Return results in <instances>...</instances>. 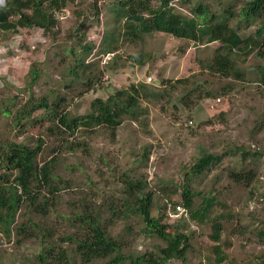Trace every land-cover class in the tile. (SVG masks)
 <instances>
[{
  "label": "rangeland",
  "instance_id": "obj_1",
  "mask_svg": "<svg viewBox=\"0 0 264 264\" xmlns=\"http://www.w3.org/2000/svg\"><path fill=\"white\" fill-rule=\"evenodd\" d=\"M114 1H69L55 12L57 26L50 31L40 27L0 31V111L3 106H12V115L0 114V137L24 144L41 138L40 162L57 157L56 174L65 180L60 184L63 188L57 194L55 208L46 217L30 213V219L39 225V229L33 227L34 236L19 239L13 231L8 237L0 229V264H32L47 240L71 248L62 239L77 231L78 224L72 219L86 202L106 210L107 229L123 240L125 253L134 257L165 246V241L146 232L140 217H117L107 211L109 203L117 207L125 195L124 174L145 179L146 189L153 193L151 213L155 217L161 204L169 200L181 204L183 183L197 193L194 205H205V199L211 197L225 204L217 210L229 219L222 222L220 239L225 260L214 259L212 245L216 241L211 237V220L199 225L189 219L185 209L183 220L168 216L165 222H179V230L188 235L186 260L173 258L166 264H264V241L257 235L264 224V85L259 79V66L264 65V27L261 35L256 33L264 22V12L244 26L238 12L249 0H203L219 17L229 8L228 25L236 29L240 24L241 36L250 35L261 42L245 60L240 55L236 58V51L231 52L242 73L240 78L220 77L205 68L220 45L218 41L194 43L155 31L142 41L121 43L110 54L93 55L105 30L115 26L109 9ZM197 1L189 0L191 4L182 5L181 11L191 16V6ZM5 2L0 0V6ZM85 43L96 45L88 56V61L95 63L87 73L103 71L101 79L90 85L84 84V77L74 78L69 73L74 65L71 50ZM139 52L143 64L135 60ZM116 57V64L112 63ZM32 68L39 72L33 83ZM178 78L186 80L178 83ZM69 81H73L70 86L66 85ZM196 81L217 96L201 97L193 91L183 104L181 97ZM140 82L163 91V95L156 99L143 96V111L137 120L124 117L114 134L103 127L74 135L51 132L48 127L53 124V116L48 108L32 112L18 128L11 121L14 104L22 105L30 97L35 100L43 95H63L64 111L73 117L89 113L94 98L106 99L117 89ZM81 140L87 143L86 149L76 148ZM145 150L148 153H143ZM254 151L259 153L256 158L251 155ZM204 152L222 153L220 164L208 173H191V165ZM248 169H253L254 175L248 184L228 176L230 170ZM21 213H17L15 223L24 220L26 214ZM48 231L50 235L44 237ZM121 264H129V260Z\"/></svg>",
  "mask_w": 264,
  "mask_h": 264
},
{
  "label": "trees",
  "instance_id": "obj_2",
  "mask_svg": "<svg viewBox=\"0 0 264 264\" xmlns=\"http://www.w3.org/2000/svg\"><path fill=\"white\" fill-rule=\"evenodd\" d=\"M69 1L72 0H6L5 4L0 6V31L16 30L21 27H40L44 31H50L57 26L58 19L55 12L66 7ZM188 2L189 0H115L109 8L110 13L113 14L112 23L115 26L105 30L100 47L93 55L110 54L117 51L121 43L142 41L145 35L156 31L194 43L220 42L215 49V55L205 68L212 70L220 77L235 75L236 78H240L242 73L235 66L236 59L232 58L231 54L236 51L238 54L236 58H240V55L241 60H245L250 53L261 46L260 40L250 35L241 36L238 32L240 24L236 29L228 25L226 19L230 13L229 8V13L224 10L219 17L210 11L203 0H199L191 6V16H188L181 11L182 5L191 4ZM263 12L264 0H249L240 8L238 15L245 26L261 17ZM263 27L264 22L256 31L258 35L262 34ZM95 47L94 43H85L71 50L74 65L69 73L73 74L74 78L84 77L86 80L84 84L88 85L92 81H99L103 73L102 70H99L97 74L87 73V70H91L92 64L95 63L88 61V56L93 53ZM116 60L117 57L112 63L116 64ZM135 60L139 64L144 63L140 52ZM31 74L33 83L37 80L39 72L32 68ZM259 75L264 85V65L259 66ZM185 80L178 78L175 81L183 83ZM72 82L69 81L66 85L70 86ZM161 84L165 85L164 80ZM193 91L201 97L215 95L203 82L196 81L180 101L184 104L191 98L188 95ZM162 95L163 91L151 89L144 82L131 83L126 88L117 89L106 99L94 98L89 113L73 117H69L64 111L66 98L63 95L50 94V97L43 95L35 100L30 97L29 101L22 105L16 107L14 104L15 113L11 121L18 128L24 125V120H28L32 112L48 108L53 116L51 119L53 124L48 127L51 132L61 131L74 135L76 132L103 127L114 134L124 117L137 120L139 113L143 111L140 105L143 96L147 99H156ZM11 99L15 100V98ZM11 107L3 106L0 114L12 115ZM42 147L41 138L32 144H24L11 140L4 141L0 137V229L8 237L13 231L19 239L34 236L33 227L37 226L39 229V225L30 219V213L46 217L49 211L55 208L57 194L63 188L60 184L65 180L56 174L57 157L51 156L41 163L39 155ZM69 147L73 149L71 145ZM76 148L86 149L87 143L84 140L77 141ZM143 153L148 152L145 150ZM251 155L256 158L259 153L254 151ZM221 157L222 153L204 152L191 165L190 172L208 173L220 164ZM228 176L237 183L245 181L242 183L248 184L253 180L254 175L253 169H248V171L230 170ZM122 181L125 195L120 199L117 207L109 203L107 211L117 217H140L146 232L155 234L165 241V246L159 247L156 252H145L134 257L132 254L125 253L123 240L112 235L107 229L109 219L104 217L106 210L99 205H90L86 202L83 209L75 213L72 219L76 221L74 224H78L77 231L67 233L62 239L63 242H69L71 248L47 240L48 242L46 241L35 255L32 264H80L79 261L81 264H96L92 261L105 258L108 260L102 264H121L127 260L129 264H166L173 258L184 262L189 237L179 230L181 227L179 222L174 224L165 222L170 210L176 205H182L184 209H187L189 219L199 225L211 220V237L216 241L212 245L214 259L217 262L225 260L220 239L222 222L229 219L223 217V213H217V210L225 206L223 201L211 197L205 199L204 206H196L193 198L197 193L191 191L188 183H183L181 204L169 200L158 206L159 214L155 217L151 213L154 202L153 193L146 189L145 179L138 175L124 174ZM20 211L22 215L26 214L28 217L25 216L24 220L15 223L16 215ZM183 215L177 218L183 220ZM230 216L234 218L233 215ZM49 235V231L43 234L44 237ZM257 235L264 241V224L257 230Z\"/></svg>",
  "mask_w": 264,
  "mask_h": 264
},
{
  "label": "built area",
  "instance_id": "obj_3",
  "mask_svg": "<svg viewBox=\"0 0 264 264\" xmlns=\"http://www.w3.org/2000/svg\"><path fill=\"white\" fill-rule=\"evenodd\" d=\"M185 211L184 207L182 205H176L174 209L170 210L169 216L171 217H177L181 214H183Z\"/></svg>",
  "mask_w": 264,
  "mask_h": 264
},
{
  "label": "water",
  "instance_id": "obj_4",
  "mask_svg": "<svg viewBox=\"0 0 264 264\" xmlns=\"http://www.w3.org/2000/svg\"><path fill=\"white\" fill-rule=\"evenodd\" d=\"M110 58L108 57L107 60H109Z\"/></svg>",
  "mask_w": 264,
  "mask_h": 264
}]
</instances>
